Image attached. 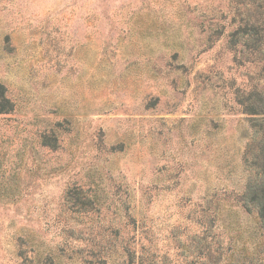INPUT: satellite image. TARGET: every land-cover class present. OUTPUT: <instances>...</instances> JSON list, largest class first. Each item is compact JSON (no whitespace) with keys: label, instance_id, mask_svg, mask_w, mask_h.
Returning <instances> with one entry per match:
<instances>
[{"label":"rangeland","instance_id":"obj_1","mask_svg":"<svg viewBox=\"0 0 264 264\" xmlns=\"http://www.w3.org/2000/svg\"><path fill=\"white\" fill-rule=\"evenodd\" d=\"M259 13L264 0H0V264L251 254L264 230L241 205L253 132L236 94L264 95Z\"/></svg>","mask_w":264,"mask_h":264},{"label":"trees","instance_id":"obj_2","mask_svg":"<svg viewBox=\"0 0 264 264\" xmlns=\"http://www.w3.org/2000/svg\"><path fill=\"white\" fill-rule=\"evenodd\" d=\"M258 13H255V16ZM255 18L253 26L260 30L264 28V21L258 24V17ZM258 25V26H257ZM260 41V39H258ZM231 42L236 43V35ZM249 41H246L248 43ZM245 43V44H246ZM256 46V45H255ZM257 46L256 48H258ZM262 51L259 50V53ZM236 100L241 106L243 113L250 116L249 125L253 132V139L247 145L244 162L253 173V179L249 180L245 186V192L241 205L248 213L255 209L258 218L259 230H264V95L262 92L253 91L249 94H238ZM13 110V104L6 95L5 87L0 84V114H8ZM251 254L232 258L233 264H264V234L259 235V240L252 247ZM250 255V256H249ZM230 264V263H229Z\"/></svg>","mask_w":264,"mask_h":264}]
</instances>
